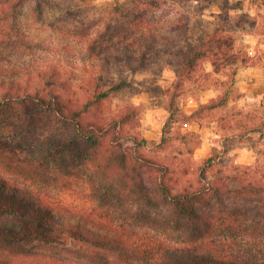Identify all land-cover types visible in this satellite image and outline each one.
Instances as JSON below:
<instances>
[{
  "label": "trees",
  "instance_id": "16d2710c",
  "mask_svg": "<svg viewBox=\"0 0 264 264\" xmlns=\"http://www.w3.org/2000/svg\"><path fill=\"white\" fill-rule=\"evenodd\" d=\"M27 2L0 0V124L37 112L49 115L54 131L39 136L38 155L25 160L4 156L16 155L17 140L15 149L0 140V264H264V173L217 169L206 181L216 168L208 158L198 180L180 187L177 169L145 152L166 151L175 139L190 145L197 133L177 135V128L227 107L239 64L260 63L241 57L230 13L195 37L193 16L178 6L168 20L163 0H131L93 25L69 20L74 9L57 0H35L25 20ZM46 8L59 12L57 22H47ZM75 23L84 28L68 27ZM72 37L85 44L92 65L67 59L78 56L68 53ZM45 47L61 51L57 61L33 60ZM162 55L176 78L165 90L169 116L157 142L138 130L141 108L133 102L114 115L101 106L134 88L129 74L149 70ZM209 57L216 72L233 67L215 82L225 89L187 113L179 98ZM78 69L87 77L73 78ZM242 127L243 135L264 138V120Z\"/></svg>",
  "mask_w": 264,
  "mask_h": 264
},
{
  "label": "rangeland",
  "instance_id": "374dc122",
  "mask_svg": "<svg viewBox=\"0 0 264 264\" xmlns=\"http://www.w3.org/2000/svg\"><path fill=\"white\" fill-rule=\"evenodd\" d=\"M34 1L28 0L23 9L25 20L29 18L30 8H33ZM130 1L57 0V3L67 9H74L75 12L72 17L68 16L69 20L73 18L76 21L84 22L85 25L86 23L93 25L107 16V9L111 12L113 7L126 5L127 3L128 6H132ZM161 6L163 9L162 14L165 17L168 15V20L173 19L171 15L172 9L178 6L183 11L189 12L193 16L192 32L195 37L203 35L207 28L217 22L220 13L229 12L231 15L229 22L231 31L233 30L234 35L238 37L237 47L241 52V57L255 54L254 61L264 65V0H163ZM58 15L59 12L57 10L46 8L45 16L47 22H53L54 20L57 22L56 17ZM239 23H241V26L237 25ZM69 25L71 26L68 27L77 28L75 27L77 23ZM57 26L65 28L67 25L58 23ZM78 28L82 30L84 26ZM164 28L168 30L167 27ZM50 31L48 29L46 34L51 35ZM54 32L55 46L59 47L57 46L58 32L57 30ZM166 32L168 31H164V33ZM253 37L257 39L256 46H253V43L256 42ZM70 41L73 48H70L68 53H77L78 55L74 57L69 55L67 59L70 63L80 66L83 63L87 66L92 65L94 61L87 60V53L83 54L82 47L85 44H76L77 38L74 37ZM6 52L4 51L3 53L7 55ZM57 52L61 53L59 49H54V47L53 49H48L47 47L38 49L33 60L35 59L34 61L37 62L42 60V58H51L57 61L56 57L59 56ZM167 58V55H162L159 58L160 61L154 63L149 70L130 73L129 80L133 83L134 88H126L117 97L101 106L105 113L114 115L127 102H133L141 108L138 130L143 136L157 142L161 139L163 125L169 116L165 90L173 84L176 78L175 71L167 64ZM214 61L211 57L203 59L192 81L186 82L184 92L179 98V104L187 113H192L199 107L200 103L209 102L212 98H217L220 91H224L225 88L216 86L215 82L218 79L226 78L233 67L222 63L225 66L221 67L217 73ZM6 63L4 62V64ZM77 74L87 77L81 69L76 70V74L72 77L74 78ZM3 75L7 78L10 76L6 71L3 72ZM24 78L26 79V77ZM35 79L38 80L36 77ZM261 120H264V95H242L235 91L227 107L205 114V119L201 123L202 126L196 120L187 128H177L175 132L177 135L181 134V132L197 133L196 136L190 134V145L181 139H175L172 147L167 148L166 151L157 149L154 146L152 149L145 150V152L149 156L165 159L171 163L177 169L180 187L188 179L198 180L205 168V160L208 158L215 159L216 168L208 171L206 181H209L214 176L213 174L217 169H222L227 175H233L236 172V167H240L242 171L251 169L262 175L264 173V141L259 139L258 134L243 135L245 131L242 127V124L260 122ZM51 126L49 115L38 114L37 112L13 123L0 124V140L8 142L9 146L14 149L16 144L12 143V140H17L21 145L20 148L18 147L19 150H16V155L6 154L4 156L18 161L21 158L25 160L38 155L40 147L37 144V139L42 134L53 132L54 130ZM195 138H201L202 144L199 145ZM205 142L207 143L206 146L204 145ZM242 148L252 149L256 152V160L252 165H240L238 163L237 159ZM190 149H196L194 154H189ZM47 188L57 193L61 189L57 188L54 183H51L50 187ZM66 194L69 196L68 193Z\"/></svg>",
  "mask_w": 264,
  "mask_h": 264
},
{
  "label": "crops",
  "instance_id": "0c3cea01",
  "mask_svg": "<svg viewBox=\"0 0 264 264\" xmlns=\"http://www.w3.org/2000/svg\"><path fill=\"white\" fill-rule=\"evenodd\" d=\"M253 38L254 41H256L254 43L252 42L253 46H256L257 39L256 37ZM252 55L253 57L255 56V54ZM233 89L234 92L238 91L242 95H264V67H262L260 63H240V65L238 66L236 83ZM200 125L202 126L201 123ZM250 134H258L259 139H261V141H264V138H262L259 133L254 132ZM206 144L207 143L205 142L204 145L206 146ZM255 160L256 152L254 150L246 148H242L240 150V154L237 159L240 165H252Z\"/></svg>",
  "mask_w": 264,
  "mask_h": 264
}]
</instances>
